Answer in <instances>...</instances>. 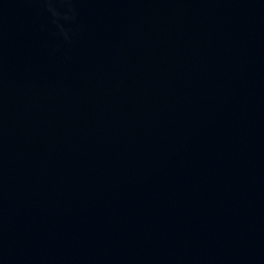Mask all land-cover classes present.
<instances>
[{"label": "water", "instance_id": "95a60500", "mask_svg": "<svg viewBox=\"0 0 264 264\" xmlns=\"http://www.w3.org/2000/svg\"><path fill=\"white\" fill-rule=\"evenodd\" d=\"M0 264H264V0H0Z\"/></svg>", "mask_w": 264, "mask_h": 264}]
</instances>
